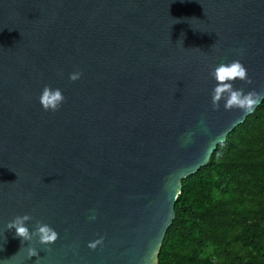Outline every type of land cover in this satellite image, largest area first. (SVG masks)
Here are the masks:
<instances>
[{
	"label": "water",
	"instance_id": "95a60500",
	"mask_svg": "<svg viewBox=\"0 0 264 264\" xmlns=\"http://www.w3.org/2000/svg\"><path fill=\"white\" fill-rule=\"evenodd\" d=\"M234 60L251 112L212 105ZM263 100L264 0H0V264H158L181 180ZM25 214L57 241L17 238Z\"/></svg>",
	"mask_w": 264,
	"mask_h": 264
},
{
	"label": "trees",
	"instance_id": "16d2710c",
	"mask_svg": "<svg viewBox=\"0 0 264 264\" xmlns=\"http://www.w3.org/2000/svg\"><path fill=\"white\" fill-rule=\"evenodd\" d=\"M158 264H264V100L181 180Z\"/></svg>",
	"mask_w": 264,
	"mask_h": 264
},
{
	"label": "clouds",
	"instance_id": "9594fccd",
	"mask_svg": "<svg viewBox=\"0 0 264 264\" xmlns=\"http://www.w3.org/2000/svg\"><path fill=\"white\" fill-rule=\"evenodd\" d=\"M80 72L70 74L69 79L76 81L81 77ZM209 75L214 78L216 85L212 91V105L214 109H219L220 102L224 101L225 110L241 109L244 112H251L261 100V94L255 90L244 92L243 89H235L234 82L239 79L251 84L252 81L247 75V69L238 60H234L227 64H220ZM65 97L60 89H52L45 86L39 98V102L45 111L56 112L60 109ZM30 215L16 216L7 225L8 230L15 229V236L22 242H31L34 238L43 245H50L57 241L58 233L49 225L37 221L35 230L30 231L26 226V222L30 221ZM95 219V216L91 217ZM103 237L89 243L88 247L96 249L98 245L103 243ZM27 255L29 258L37 257L38 251L29 246L27 248Z\"/></svg>",
	"mask_w": 264,
	"mask_h": 264
}]
</instances>
